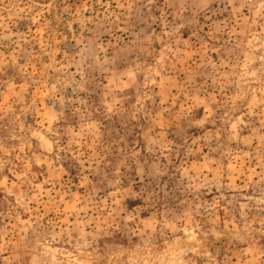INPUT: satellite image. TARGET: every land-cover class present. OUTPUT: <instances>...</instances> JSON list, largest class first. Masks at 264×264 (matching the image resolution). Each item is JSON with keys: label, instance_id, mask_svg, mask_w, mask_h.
Listing matches in <instances>:
<instances>
[{"label": "rangeland", "instance_id": "rangeland-1", "mask_svg": "<svg viewBox=\"0 0 264 264\" xmlns=\"http://www.w3.org/2000/svg\"><path fill=\"white\" fill-rule=\"evenodd\" d=\"M0 264H264V0H0Z\"/></svg>", "mask_w": 264, "mask_h": 264}]
</instances>
